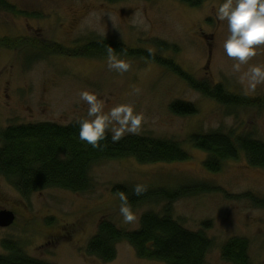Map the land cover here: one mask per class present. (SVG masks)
I'll return each mask as SVG.
<instances>
[{
  "label": "rangeland",
  "instance_id": "1",
  "mask_svg": "<svg viewBox=\"0 0 264 264\" xmlns=\"http://www.w3.org/2000/svg\"><path fill=\"white\" fill-rule=\"evenodd\" d=\"M221 3L207 0L192 7L183 0H0V39H37L72 50L96 41L121 43L172 60L199 82L223 85L229 93L259 101L244 108L220 105L172 71L140 58L118 55L131 64L128 72L120 74L109 70L107 56L40 55L26 45L0 47V130L78 122L87 117L88 106L79 97L87 90L104 101V112L131 104L144 114L146 121L138 134L124 137L175 141L190 154V160L180 163L104 160L91 170L93 189L82 194L51 188L24 197L0 176V210L16 216L12 226L0 228V255L6 254L3 243L12 241L30 257L49 264H104L87 251L102 219L133 232L140 229L145 213L162 214L165 206L143 203L133 208L138 220L124 223L114 186L134 189L143 184L147 191H174L206 183L221 191L186 197L173 206L174 219L190 231L211 223L206 234L214 247L206 264H230L222 250L233 238L248 240L251 264H264V209L239 198L252 193L264 199V169L251 167L242 154L221 172H209L204 166L207 154L189 143L193 134L212 132L264 143V85L245 92L239 83L241 73L233 72V61L223 51L227 26L216 15ZM250 64H264V50ZM175 101L191 103L197 114H173L170 106ZM107 264L164 263L141 260L127 242H120L117 257Z\"/></svg>",
  "mask_w": 264,
  "mask_h": 264
},
{
  "label": "trees",
  "instance_id": "2",
  "mask_svg": "<svg viewBox=\"0 0 264 264\" xmlns=\"http://www.w3.org/2000/svg\"><path fill=\"white\" fill-rule=\"evenodd\" d=\"M115 2L116 0H104ZM192 7H200L207 0H183ZM157 46L159 43H156ZM28 46L40 55H63L84 58L108 57V49L114 55L140 58L145 62L158 63L184 79L191 88L202 95L230 108L256 106L253 100L229 93L223 85L212 86L209 82H199L174 61L159 57L151 51L130 49L121 43L96 41L79 49H69L61 44H51L37 39H0V47L18 49ZM164 49H167L163 45ZM162 47V48H163ZM159 55V54H158ZM170 111L179 116H193L197 109L191 103L175 101ZM191 146L207 154L205 168L219 173L229 161H237L246 155L248 164L264 169V143L249 138L220 132L193 134L189 138ZM97 149L79 140V124L62 126L55 123H40L10 126L0 130V176L6 178L24 197L37 191L58 188L77 194L87 193L94 187L91 170L104 160L135 159L140 164L180 163L190 160V154L180 143L142 136H126L117 142L107 133V139ZM115 195L123 191L132 208L143 203H165L162 214L148 212L141 218L137 231L119 229L108 219L99 222L96 235L90 240L87 251L104 264L117 257V245L127 242L141 260L159 261L164 264H206L207 256L214 242L206 234L211 223H204L200 231L184 228L173 216L174 204L186 197L221 191L210 184H192L171 191L150 189L137 197L133 189L126 185L112 188ZM253 206L264 209V199L255 194L243 195ZM6 254L0 255V264H49L30 257L19 243L5 242ZM223 258L230 264H251L249 242L242 238L229 240L222 250Z\"/></svg>",
  "mask_w": 264,
  "mask_h": 264
},
{
  "label": "clouds",
  "instance_id": "3",
  "mask_svg": "<svg viewBox=\"0 0 264 264\" xmlns=\"http://www.w3.org/2000/svg\"><path fill=\"white\" fill-rule=\"evenodd\" d=\"M216 15L227 26L228 36L223 42V51L233 61V72L241 73L239 83L245 92H255L264 85V64H250L264 50V0H223ZM108 57L109 70L123 74L131 69L130 62L117 58L112 48L108 49ZM245 65L248 66L247 71H242ZM79 97L88 106L87 117L78 121L79 140L93 148H101V142L107 139L109 132L113 142L126 134H138L146 121L144 114L137 112L131 104H119L104 112V101L94 92L83 90ZM146 191L143 184H137L133 189L137 197ZM119 199L123 222H136L138 217L128 196L121 191Z\"/></svg>",
  "mask_w": 264,
  "mask_h": 264
},
{
  "label": "water",
  "instance_id": "4",
  "mask_svg": "<svg viewBox=\"0 0 264 264\" xmlns=\"http://www.w3.org/2000/svg\"><path fill=\"white\" fill-rule=\"evenodd\" d=\"M16 221V216L12 211L0 212V228H8L12 226Z\"/></svg>",
  "mask_w": 264,
  "mask_h": 264
},
{
  "label": "flooded vegetation",
  "instance_id": "5",
  "mask_svg": "<svg viewBox=\"0 0 264 264\" xmlns=\"http://www.w3.org/2000/svg\"><path fill=\"white\" fill-rule=\"evenodd\" d=\"M2 211H5V209L4 210H0V212H2Z\"/></svg>",
  "mask_w": 264,
  "mask_h": 264
}]
</instances>
